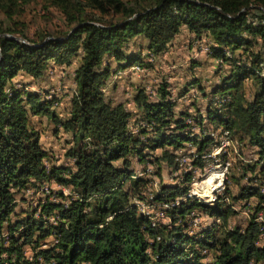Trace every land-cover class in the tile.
I'll return each instance as SVG.
<instances>
[{"label": "trees", "instance_id": "1", "mask_svg": "<svg viewBox=\"0 0 264 264\" xmlns=\"http://www.w3.org/2000/svg\"><path fill=\"white\" fill-rule=\"evenodd\" d=\"M33 1L0 0V264H264V48H257L258 39L264 40V0H42L45 9L63 14L66 28L59 35L50 29L30 35L20 17ZM183 25L198 37L209 35L212 54L232 64L211 91L222 99L209 101L206 115L197 107L195 116L189 109L175 111L168 81L159 85L156 100L139 89L135 102L146 126L140 124L135 133L133 112L123 102L114 104L104 87L113 72L141 62L140 53L126 52L131 39L144 35L150 53L158 55ZM227 50L242 61L227 57ZM77 56V89L66 119L52 108L55 99L15 85L19 72L40 78L51 61L70 65ZM107 58L117 61L116 70ZM251 78L254 91L247 96L244 84ZM31 115L47 116L58 130L72 134L66 156L74 167L48 170ZM206 117L222 127L220 134L198 135L187 121L201 126ZM219 136L257 148L258 158L247 168L253 174L238 194L225 187L214 204L185 197L194 177L189 170L160 184L154 201L161 219L141 211L136 201L146 199L150 179L134 177L133 157L144 167L157 165L159 175L163 161L176 170V151L190 143L187 147L196 144L199 152L189 153L192 165L201 168L211 157L203 152L212 150ZM225 154L217 161H225ZM51 180L71 187L72 194L51 190L60 200L49 195L13 220L17 192ZM250 199L256 203L248 223L231 225L230 216L238 213L234 205ZM194 210L213 218L198 233H191L194 224L186 220ZM165 213L171 223L164 222ZM203 249L214 250L212 260Z\"/></svg>", "mask_w": 264, "mask_h": 264}, {"label": "rangeland", "instance_id": "2", "mask_svg": "<svg viewBox=\"0 0 264 264\" xmlns=\"http://www.w3.org/2000/svg\"><path fill=\"white\" fill-rule=\"evenodd\" d=\"M20 19L27 23L30 35H34L36 31L38 32L45 29H50L55 34L59 35V32L64 31L66 28L63 14L54 7L45 9L43 7L42 0H35L27 5L24 14L20 17ZM211 39L212 38L206 33L198 37L195 33L191 32L187 26L183 25L180 32L167 45L166 50L158 55H153L148 50V40L144 37V35L136 36L126 44V52L129 55L140 53L142 60L141 62L139 61L125 69H120L117 72L115 71L112 73L107 83L111 82V79L115 77V82H112V84L115 83L116 89L114 97L117 98L118 101H123L128 109L132 110L136 108L134 100L139 89L143 88L151 100H156L159 97L157 90L159 85L164 81H168V88L173 91L171 98L177 103L174 108L175 111L189 109L193 115L197 116L196 108L197 106H200L205 112L204 109L207 107L209 101L212 99H222L219 94L217 96H213L211 91L220 79L228 74L232 68V64L230 62H225L223 58H218L212 54L211 44L213 41ZM261 47L264 48V40L259 38L257 48ZM226 56L234 58L238 57L230 50H227ZM108 59L109 58H107V60ZM235 59L239 62L242 61L239 58ZM109 62L116 70L117 61L111 58L109 59ZM79 63L80 56L74 57L73 62L70 65H57L55 62L51 61L50 68L44 76L34 78L24 72H19V74L14 78L15 85L18 88H25L27 90L42 93L45 99H55L52 108L55 109L57 114L62 119H66L70 117V114L68 115V113L72 106L71 100L77 89L74 77L75 70ZM192 77H199L204 80L203 82H205L206 85L209 86V96L206 99L203 98V93L198 87L202 81H198L197 83L191 82L193 79ZM208 81L214 82L209 84L207 83ZM244 85L247 96H250L254 91L253 79L251 78L246 80ZM180 93H185L186 96L182 99V94ZM214 104L220 106V104H217L216 101ZM139 111L140 110H135L133 113L134 120L131 122V128H135L132 129L135 133L139 131L140 126H138V124L143 122L140 120L143 110L141 109V111ZM206 118L203 119V124L201 126L197 125L193 119H188L187 121H189L191 125H194L193 127L198 135L209 134L216 136L217 133L220 134L222 128ZM30 119L32 125L40 132L41 145L47 151L48 157H46L45 164L47 165L48 170H51L50 168L52 166L57 165L74 167V160L66 156L67 150L73 145L70 143L72 140V134L62 128H59L58 130L56 124L47 116L31 115ZM142 126H146V124H142ZM223 138L224 137L222 136L218 137L217 145L221 143ZM224 139H227V137ZM231 141L232 142L224 147H227V149L221 151L223 154L226 153L225 161H223V157L219 160V162L217 161L218 155L221 152L214 156L210 153L208 155H211V157L208 158L204 167L196 169L195 173L189 154L190 152H194L193 150H189L192 148V145L183 150H181L182 148L180 149V159H188L190 168L186 165V167H181V163H179L176 170L178 169L180 171L177 175L174 174V172H176L175 168L168 166L166 161L164 169L163 167H160L161 174L159 175L156 174L158 166L148 164L152 166L153 173H150V175L147 176V178L150 179V185L147 187L148 189L145 190L147 192V197L143 200V206L139 204L141 211L143 213L151 214L155 219H161V210H159V206L156 204V201H154L155 194L158 193L160 184L173 183L179 179L182 173L189 170H193V179L195 178L196 180L194 182H200L207 179L205 183L206 188L208 189L214 188L217 183H221V185L224 184L225 187H230L232 193L238 194L241 186L244 185V183H247L248 177L253 174V172L247 168L255 164L258 155L256 154V147L249 146L240 140H238L239 146H237L233 140ZM217 145L214 146L212 150H215ZM221 146L223 145L220 144V147ZM193 147L196 148V146ZM156 151H154V153L159 154V151L161 150ZM227 153L229 154L227 155ZM133 159V164L136 168L134 177H145V169L147 165L144 167L143 163L138 161L137 156L133 157ZM261 164L264 165V159L261 161ZM244 173H246L245 175L247 176H242ZM156 181L158 184L157 186H154ZM48 183L50 190L52 191H63L66 195L72 194L71 187L69 186L62 185L54 180H51V182L48 181ZM192 184L193 183H191L189 190V192H191L185 197H196L199 201L214 204L211 199V192H208L205 188L192 187ZM225 187L220 186L216 188L215 192H213V199H217L218 194L223 195ZM49 195L53 200H60V198H56L55 195L52 196L48 193L43 194L42 192H38V189H30L25 193H23V191L17 192L18 206L16 211L12 214V219L16 220L17 218L25 217L31 212L32 208L37 207L39 202L47 198ZM149 196L152 198H149ZM227 201L230 202V199L227 198ZM234 207L238 213L230 216L229 221L231 225L239 224L245 226L248 223L250 214L253 210L251 209L250 211L248 207L240 206L239 204H235ZM147 208H155L158 212H152ZM202 215L203 213H201V216ZM207 218L208 219L204 222V224L195 225L198 226V228H194V230L191 228V233H198L213 222V218L211 216L207 215ZM7 232L8 229L5 227L4 233ZM2 241L4 243H8L9 239L7 240L5 237H2ZM202 253L208 254L207 260H212L215 254L214 250L210 249H203ZM26 254L29 257L33 255L32 247L29 245L26 246Z\"/></svg>", "mask_w": 264, "mask_h": 264}, {"label": "built area", "instance_id": "3", "mask_svg": "<svg viewBox=\"0 0 264 264\" xmlns=\"http://www.w3.org/2000/svg\"><path fill=\"white\" fill-rule=\"evenodd\" d=\"M142 124H146L145 122H142L141 123V125ZM138 126H140V124H138ZM224 149H227V147L226 148H224ZM189 150H193V151H195V153L196 154H198L199 152L197 151V148H194V147H192L191 149H189ZM218 151L219 150H211L210 149V147L207 149V151H204L203 153H218ZM176 160H177V162L176 163H181V167H186V166H188L189 167V160L188 159H180L179 158V152L177 153V157H176ZM186 165V166H185ZM190 168V167H189ZM194 169V173H195V171H196V169H199V168H193ZM176 172H174V174H178V172L180 171V170H175ZM150 173L152 174L153 173V170H152V166H150V165H148V166H146V176L145 177H147V176H149L150 175ZM194 181H196L195 180V178L193 179V184H192V187H196V188H200L199 186H200V184L202 183V182H204L205 180H203V181H200V182H194ZM157 184H158V182L156 181L155 183H154V186H157ZM216 185V184H215ZM225 187V185L224 184H222L221 185V183H218V185L217 186H214V188H211V199L213 200V202L215 203L216 202V200L217 199H213V192H215V190H216V188H218V187ZM28 190H30V189H27L26 190V192L28 191ZM38 192H42L43 194L44 193H48V194H50L51 193V190H50V186H49V183L48 182H45V183H42L41 184V186L38 188ZM53 196V195H52ZM57 198V197H56ZM56 198H54V199H56ZM149 198H152V197H150L149 196ZM172 201H174V200H171V201H166V203H170V202H172ZM138 204H141V206H143V200H137L136 201ZM66 203H68V201L66 200ZM239 203V205L240 206H245V207H248V209L251 211V209H253V207H254V205H255V200H252V199H250V200H242V201H240V202H238ZM149 210H151L152 212H158V210H156V209H149ZM111 218V217H110ZM207 219L208 218H201V212L199 211V210H194L187 218H186V220L187 221H190V222H193V224L194 225H201V224H204V222L205 221H207ZM257 219L258 220H261L262 219V216L261 215H258L257 216ZM182 220H180V221H178V222H176V223H179V222H181ZM165 223H171V222H169V213H165V221H164ZM219 222V221H218ZM261 237H262V239H264V234H262L261 235ZM252 264H254V263H252Z\"/></svg>", "mask_w": 264, "mask_h": 264}, {"label": "crops", "instance_id": "4", "mask_svg": "<svg viewBox=\"0 0 264 264\" xmlns=\"http://www.w3.org/2000/svg\"><path fill=\"white\" fill-rule=\"evenodd\" d=\"M30 76V75H29ZM115 78V77H114ZM114 78H112L111 79V82H109V83H107V85L105 86V88H104V91H105V93H106V95L108 96V98H110L112 101H113V103L114 104H117V103H121V102H123V101H118L117 100V98H115L114 97V93L116 92V89H115V83H113L112 84V82L114 81V80H116V79H114ZM120 78V77H119ZM193 79H192V81L191 82H198V81H202V83L198 86L199 87V90L203 93V98L204 99H206L207 97H205V93H208L209 91H210V89H208L209 88V86L208 85H206V83L205 82H203L204 80H202V79H200L199 77H192ZM115 82V81H114ZM211 82H214V81H208L207 83H211ZM112 84V85H111ZM110 86V87H109ZM108 87V88H107ZM173 90V89H172ZM203 90H205V91H203ZM170 91H171V89H170ZM173 91H171V93H172ZM188 93V92H187ZM173 94V93H172ZM180 94H183L182 95V99H183V97L184 96H186V94L185 93H180ZM118 101V102H117ZM124 103V102H123ZM134 103H135V105H136V108L135 109H132V110H130V111H132L133 113L135 112V110L137 111V110H140L141 111V108L137 105V103L135 102V100H134ZM199 109H201V107L200 106H197ZM206 109V108H205ZM204 109V110H205ZM139 111V112H140ZM70 112H71V109H69V113H68V115L70 114ZM201 112H202V114L203 115H206L205 114V112L201 109ZM133 120H134V118L132 119V121L131 122H133ZM134 126V125H133ZM220 128H222V127H220ZM131 129H135V128H131ZM71 144H72V140H71V142H70ZM187 145H188V143H187ZM187 145L185 146V147H182V149H185L186 147H187ZM193 146H196V148H197V145L196 144H193ZM192 146V147H193ZM181 149V150H182ZM158 151V150H157ZM156 151V152H157ZM180 150H177L176 152L178 153ZM160 152V151H159ZM164 164H165V162H162V164H161V167H163V169H164ZM169 166V165H168ZM139 169V168H138ZM135 170H136V168H135ZM167 204V203H166ZM166 204H163V207L166 205ZM161 213H163V212H161ZM201 217H207V215H205V214H203ZM190 228H192V230H194V228H198V226H192V227H190ZM192 232V231H191Z\"/></svg>", "mask_w": 264, "mask_h": 264}, {"label": "bare ground", "instance_id": "5", "mask_svg": "<svg viewBox=\"0 0 264 264\" xmlns=\"http://www.w3.org/2000/svg\"><path fill=\"white\" fill-rule=\"evenodd\" d=\"M230 143V141H228V140H226V139H224V140H222V142H221V144L223 145V146H219V147H217L215 150H219L218 151V153L217 154H219L222 150H226V149H224V147L227 145V144H229ZM216 153H214L213 155H217ZM227 165H228V163H227ZM190 167V166H189ZM145 174H146V169H145ZM207 180V179H206ZM205 180V181H206ZM205 181L204 182H202L201 184H200V188H205V189H207V191L208 192H211V189H208V188H206V183H205ZM217 185H218V183H217ZM216 185V186H217ZM214 203V202H213ZM148 210L149 209H155V208H147ZM151 211V210H150ZM191 213H189L188 215H187V217L190 215ZM201 218H207V217H201ZM262 220V219H261ZM190 222V221H189ZM207 252V251H206Z\"/></svg>", "mask_w": 264, "mask_h": 264}, {"label": "water", "instance_id": "6", "mask_svg": "<svg viewBox=\"0 0 264 264\" xmlns=\"http://www.w3.org/2000/svg\"><path fill=\"white\" fill-rule=\"evenodd\" d=\"M78 25H76L70 32H69V34H71L74 30H75V28L77 27ZM7 36H9V37H12V38H16V39H19V40H21V41H23V42H26V43H29L28 41H26L22 36H19V35H15V34H9V35H7ZM47 40V39H46Z\"/></svg>", "mask_w": 264, "mask_h": 264}]
</instances>
